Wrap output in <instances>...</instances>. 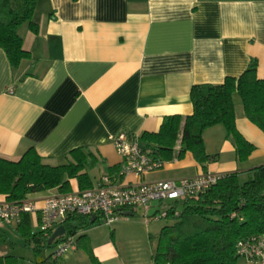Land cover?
Listing matches in <instances>:
<instances>
[{
	"label": "crops",
	"instance_id": "crops-1",
	"mask_svg": "<svg viewBox=\"0 0 264 264\" xmlns=\"http://www.w3.org/2000/svg\"><path fill=\"white\" fill-rule=\"evenodd\" d=\"M34 21L36 33L26 25L18 30L29 58L12 68L0 48V156L16 160L33 147L45 163L58 165L72 149L86 147L97 159L87 169L92 187L121 169L112 138L124 132L127 142L139 140L143 132H156L165 116L190 115L192 85L238 77L251 58L257 61L256 77L264 79V0H38ZM233 103L236 129L255 147L245 161L237 160L217 124L202 135L215 161L201 164L186 152L159 170L121 180L244 173L264 164V133L245 117L237 92ZM69 183L71 191L78 190L75 179ZM56 192L29 198L41 206ZM166 203L134 211H142V221L133 222L140 228L132 234L127 229L122 242L115 228L104 241L93 240L94 230L104 225L100 218L80 234L87 235V247L101 264H152L148 237L165 225L152 216ZM129 217L115 223L131 225ZM30 220L33 228L36 215ZM60 263L91 264L80 244ZM240 264H264V254L260 262Z\"/></svg>",
	"mask_w": 264,
	"mask_h": 264
},
{
	"label": "trees",
	"instance_id": "trees-1",
	"mask_svg": "<svg viewBox=\"0 0 264 264\" xmlns=\"http://www.w3.org/2000/svg\"><path fill=\"white\" fill-rule=\"evenodd\" d=\"M37 1L0 0V48L12 68L30 57L18 30L25 24L31 32L38 31L34 21ZM256 67V59L251 58L238 77L226 76L219 84L192 85V113L165 116L156 132L139 136L142 146L165 162L181 159L186 152L198 163L212 162L217 155L205 152L202 135L207 128L220 124L234 145L237 160L245 161L255 147L236 129L233 94H239L245 117L264 133V79L256 77ZM96 164L95 155L86 147L72 149L58 165L45 163L33 147L16 160L0 156V196L21 201L33 193L52 189L67 193L71 192L70 179L76 180L78 190H86L93 185L87 169ZM166 202L156 214L163 213L160 218L169 222L148 237L152 264H240L237 241L264 235V164L244 173L219 174L216 183L205 192ZM94 219L92 222L91 216L68 217L63 223L64 234L51 245L75 235L74 244H80L90 263L101 264L87 247V235L80 234L99 221V217ZM15 230L33 244L36 255L32 264H61V257L43 253L50 247L47 240L53 231H34L29 214L22 215ZM0 264L20 263L16 256L1 255Z\"/></svg>",
	"mask_w": 264,
	"mask_h": 264
},
{
	"label": "built area",
	"instance_id": "built-area-1",
	"mask_svg": "<svg viewBox=\"0 0 264 264\" xmlns=\"http://www.w3.org/2000/svg\"><path fill=\"white\" fill-rule=\"evenodd\" d=\"M117 153L122 158L121 169L117 177L102 175L96 184L86 190L67 193H53L42 199L41 206L30 198L21 201H9L0 198V223L17 226L23 214L36 215L37 229L43 232L54 231L73 215L99 217L105 225H110L125 217L120 212L136 211L147 208L153 202H166L185 196L205 192L219 178L216 173H203L193 177L179 179L139 181L125 184L121 179L133 173L137 177L161 169L165 165L153 155L140 141L125 140L120 132L112 138ZM163 213L153 215L160 218ZM151 218L146 216L145 219ZM75 235H67L51 253L52 258L61 257L68 249L75 247ZM236 253L247 261H262L264 254V235H252L236 243Z\"/></svg>",
	"mask_w": 264,
	"mask_h": 264
},
{
	"label": "rangeland",
	"instance_id": "rangeland-1",
	"mask_svg": "<svg viewBox=\"0 0 264 264\" xmlns=\"http://www.w3.org/2000/svg\"><path fill=\"white\" fill-rule=\"evenodd\" d=\"M24 26L25 24L22 27ZM142 218V211L138 210L137 213H134L129 217V221L132 222L131 225L125 224L124 226V224L115 222L110 225L104 224L94 230L95 232L92 234V238L95 241H104L110 234V230L115 228L117 241L122 242L123 236H125L123 234L125 231L127 232V229L131 230L130 232L132 234L134 230L137 231L140 228V226H135L136 224L134 223L142 221ZM162 221H164V224L169 222L164 219H162ZM150 227H152V225H150ZM32 229L34 231H38L36 224L33 225ZM139 232L141 231H138V233ZM54 249L55 245H50V247L43 250V253L45 255H49L52 251H54ZM70 251L71 249H68L61 257L66 256ZM1 255H13L18 258L20 264H32L36 253L33 250V244L26 242L25 238L16 232L14 226L0 223V256Z\"/></svg>",
	"mask_w": 264,
	"mask_h": 264
},
{
	"label": "water",
	"instance_id": "water-1",
	"mask_svg": "<svg viewBox=\"0 0 264 264\" xmlns=\"http://www.w3.org/2000/svg\"><path fill=\"white\" fill-rule=\"evenodd\" d=\"M123 215L124 216H131V215H133V212L125 211L123 213ZM92 217L94 218V216H92ZM63 234H64V227L62 225H60L49 236V238L47 240V245H51L56 238L61 237Z\"/></svg>",
	"mask_w": 264,
	"mask_h": 264
}]
</instances>
